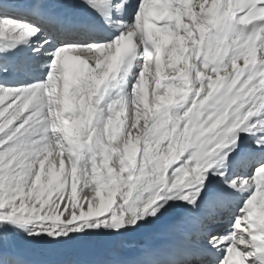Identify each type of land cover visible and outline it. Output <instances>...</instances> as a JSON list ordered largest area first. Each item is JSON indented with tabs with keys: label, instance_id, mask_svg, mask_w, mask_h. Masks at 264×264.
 <instances>
[{
	"label": "snow or ice",
	"instance_id": "obj_1",
	"mask_svg": "<svg viewBox=\"0 0 264 264\" xmlns=\"http://www.w3.org/2000/svg\"><path fill=\"white\" fill-rule=\"evenodd\" d=\"M0 264H264V0H0Z\"/></svg>",
	"mask_w": 264,
	"mask_h": 264
},
{
	"label": "rangeland",
	"instance_id": "obj_2",
	"mask_svg": "<svg viewBox=\"0 0 264 264\" xmlns=\"http://www.w3.org/2000/svg\"><path fill=\"white\" fill-rule=\"evenodd\" d=\"M194 10L198 12V6H196V7L194 8ZM151 76H152V78L149 79V84H150V85H149V96H150V98H151V92H152V90L154 89L153 87L155 86L154 66H153V70H152ZM162 83H163V82H162ZM165 83H166V82H165ZM151 88H152V89H151ZM127 115H128V113L126 112V113H125V117H124V120H125V121L127 120ZM133 134H134V135L136 134V130H133Z\"/></svg>",
	"mask_w": 264,
	"mask_h": 264
},
{
	"label": "bare ground",
	"instance_id": "obj_3",
	"mask_svg": "<svg viewBox=\"0 0 264 264\" xmlns=\"http://www.w3.org/2000/svg\"><path fill=\"white\" fill-rule=\"evenodd\" d=\"M198 11H199V8H198ZM189 21H187V23H188ZM70 56H72V55H75V53H70L69 54ZM242 63V62H241ZM44 71L46 72L47 71V69H44ZM171 70L170 69H165V74H168L169 72H170ZM41 79H43V77H41ZM24 82H31V81H28L27 80V77H25V79H24ZM163 83H165V82H163ZM59 84H60V87H62V80L59 82ZM149 85L150 84H148V89H149ZM155 87V86H154ZM153 87V88H154ZM152 89V88H151ZM122 119H124V117L122 118ZM119 142V137H118V139H117V141H114L113 143H118ZM80 186L78 185V196L80 195Z\"/></svg>",
	"mask_w": 264,
	"mask_h": 264
}]
</instances>
